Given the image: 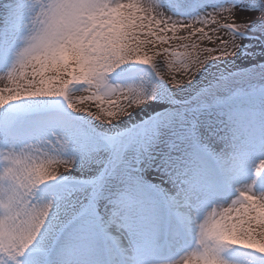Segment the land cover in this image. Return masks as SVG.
Segmentation results:
<instances>
[{
	"label": "rangeland",
	"instance_id": "1",
	"mask_svg": "<svg viewBox=\"0 0 264 264\" xmlns=\"http://www.w3.org/2000/svg\"><path fill=\"white\" fill-rule=\"evenodd\" d=\"M114 1L109 0V3L128 2ZM175 2H180L189 15L173 13ZM256 3L259 11L251 0H156L158 10L153 15L178 23L191 22L194 28L185 31L177 25L167 30L168 39L164 44L144 49L154 64L127 62L104 76L105 83L112 88L141 93L144 101L141 113L134 114L132 108L126 115L106 123L87 113L73 111L63 97H23L0 107V175L6 171L8 153L20 154L29 144L39 143L41 148H47L49 146L42 142L54 140L52 133L57 136L63 133L67 141L66 149L59 155L71 159L72 166L66 171L60 169L63 172L55 179L38 185L34 200L46 203L51 199L49 215L64 216L56 224L57 243L62 238L71 240L73 233H78L76 241L81 242L82 247L71 256L76 260L74 264L175 262L182 252L197 247L194 227L204 222V216L211 213L213 207H227L241 188L264 195V187H261L264 175L256 170V164L264 159V148L258 142L251 143L248 135L249 127L254 128L257 139L264 135V0H256ZM219 4L231 6L237 15L249 17L252 22L244 31L258 37L238 36L239 47L234 55L207 61L190 83L172 87L166 79L170 74L179 79L177 66L186 61L189 54L200 58L219 56L218 51H213L220 43L215 37L233 38L227 29L212 31L217 27L214 20L220 24L236 23L225 12L227 19L216 14L220 6H215ZM34 6L38 11V5L34 3ZM1 7L5 8L0 0V76H4L25 45L34 13L27 14L25 27L18 28L13 26L11 14H6ZM196 28L203 29V39L201 33L195 32ZM238 29L243 30V27L238 26ZM190 32L193 34L189 37ZM208 36L213 37L211 42ZM180 37L189 38L181 40ZM165 48L168 53L162 55ZM6 54L9 58L4 56ZM165 60L169 62L167 65ZM162 70L166 73L165 79L158 75ZM10 86H14L13 83ZM84 87L72 86L69 94L77 99L94 91H81ZM246 88L251 91H244ZM187 102L192 103L191 107L180 109ZM86 104L92 105L90 109L95 112V102L83 105L78 102L77 106ZM169 109L171 113L167 114L165 111ZM54 114L70 120L77 135L72 136L43 119ZM249 115L255 118L252 125L244 122ZM7 127L15 132L35 130L36 134L12 143L3 138L2 131ZM106 141L113 144V149L106 146ZM218 146L224 150L227 169L221 163V167L217 165ZM117 150L118 163L112 169ZM240 152L246 153L243 164L233 167V157ZM49 153L56 155L50 148ZM239 178L245 182L239 183ZM98 180L103 182L100 186L96 184ZM119 180H123L121 185ZM247 180L251 182L246 184ZM90 181L94 185L89 186ZM0 186H7V181H0ZM227 187L233 188L235 193L219 197V193L227 192ZM102 194L110 204L119 196L126 197L129 207L125 214L142 227L128 229L121 238L112 229L115 243L105 238L102 229L107 217L100 206ZM91 201L95 203L96 215L89 217L85 213ZM174 230L179 233L175 237ZM158 245L163 258L153 255ZM103 247L110 256L103 257ZM51 248L50 240L46 244L33 242L25 252L38 251L34 254L37 262H25L23 255L17 260L19 264H42L40 259L50 261L57 257V252L52 253L54 248ZM39 250H43L40 255ZM115 250L123 261L114 254ZM219 255L225 264H264V254L241 246H224Z\"/></svg>",
	"mask_w": 264,
	"mask_h": 264
},
{
	"label": "snow or ice",
	"instance_id": "2",
	"mask_svg": "<svg viewBox=\"0 0 264 264\" xmlns=\"http://www.w3.org/2000/svg\"><path fill=\"white\" fill-rule=\"evenodd\" d=\"M34 3L38 5V11ZM5 11L11 14L13 26L18 28L25 27L27 14H34L30 19L29 35L17 54L16 62L11 70L0 76V80L7 78L14 85L0 89V107L23 97H63L73 111L87 113L106 123L126 115L128 110L140 106L144 101L136 90H118L108 86L104 80L105 74L127 62L154 64L144 49L151 50L150 46L164 44L168 39L167 30L175 29L177 25L185 31L194 28L191 22L178 23L158 14L153 15L149 7L139 4V0L117 2L114 6L109 0H12L11 4L5 5ZM222 12H228L236 23L220 24L214 20L217 27L212 31L216 33L227 29L233 38L215 37L220 43L213 51H218L219 56L200 58L189 54L186 61L177 66L179 79L175 74H170L166 79L172 87L190 83L207 61L235 54L239 37L234 33H243L252 20L237 15L232 8L222 9L216 14ZM238 26H242L243 30L238 31ZM195 32L201 33V39L204 38L202 28H196ZM192 34L190 32L189 37ZM212 39V36H208L210 42ZM167 53L168 49L165 48L162 55ZM164 63L167 65L169 62L165 60ZM158 75L165 79L166 73L162 70ZM75 85L86 86L81 91H94L74 99L69 89ZM89 101L95 102V112L90 107L77 106L78 102L83 105ZM43 119L72 136L77 135L71 121L59 114ZM254 119L249 115L244 122L252 125ZM52 135L54 140L42 142L49 146L47 148H41L39 143L29 144L26 151L8 153L6 157L8 165L5 173L0 175V181H7V186H0V264H19L17 258L38 236L42 244L56 240L58 218L56 214L49 215L51 199L46 203L34 200L38 185L55 179L73 164L71 159L59 155L67 147L63 133ZM248 135L251 143L258 142L264 148V135L257 139L251 127ZM49 148L56 155H50ZM245 155L244 152L237 153L233 157V167L241 166ZM117 163L118 150L114 153L111 168L115 169ZM61 168L64 170L61 171ZM256 170L264 171V159L256 164ZM99 183L98 180L97 186ZM128 207L126 197H117L110 214L103 221L104 236L114 243L116 238L112 229L119 231L142 227L125 214ZM217 208L220 207H213L212 212L204 216V222L198 224L197 247L191 251L194 259L189 261L182 256L183 264H225L219 253L222 247L231 245L264 254V195L241 188L227 207L220 208V211ZM85 215H96L94 201L90 202ZM178 234V231H173L174 237ZM72 255L70 246H60L58 258L50 260L48 264H69ZM174 264H180V260Z\"/></svg>",
	"mask_w": 264,
	"mask_h": 264
},
{
	"label": "bare ground",
	"instance_id": "3",
	"mask_svg": "<svg viewBox=\"0 0 264 264\" xmlns=\"http://www.w3.org/2000/svg\"><path fill=\"white\" fill-rule=\"evenodd\" d=\"M116 1V0H115ZM114 1V2H115ZM1 2L2 3H12V0H1ZM139 4L140 5H145V6H147V7H149L152 11H153V13H156V11L158 10V7H157V4H156V0H139ZM115 5V3H113V6ZM220 6V7H219ZM215 7H219L218 9H220V10H222V9H225V8H232L233 9V7H231V6H228V5H221V4H219V5H217V6H215ZM1 9H4L5 10V8L4 7H1ZM234 11H235V9H233ZM225 13H227V14H229L228 12H225ZM220 14H222L221 16H225V14H223V12L222 13H220ZM225 17H227V16H225ZM28 17L26 16L25 17V19H24V24H26L27 22H28V19H27ZM27 21V22H26ZM194 24H195V22H194ZM197 24V23H196ZM6 28V27H5ZM179 29H182V28H179ZM0 38H1V35H0ZM5 47H7V46H5ZM5 57H7V58H9V55L8 54H6V55H4ZM6 85H8V86H10V85H12V82L11 81H9L7 78H5L4 80H0V89H2V88H5V86ZM150 105V107H153V105H151V104H149ZM90 107L91 109H93L92 108V105H88V104H86V106L85 107ZM148 106V105H147ZM146 106V107H147ZM145 107V108H146ZM149 107V106H148ZM134 109V111H132V112H134V114H136V113H141V111H143V109H144V107L142 106V105H140V106H138V107H134L133 108ZM139 110V111H138ZM96 111V110H95ZM129 111V110H128ZM6 140H8V141H10L9 139H6ZM219 145V144H218ZM222 146V145H221ZM218 147H220V146H218ZM222 152H224V150H223V148L222 147H220L219 148V151H218V157H219V160H217V165L219 166V167H221L222 165V167L223 168H225V169H227L228 168V162H225V153L224 154H222ZM222 165H221V164ZM230 167V166H229ZM62 169V168H61ZM62 171V170H61ZM260 174L261 175H264V171H261L260 172ZM122 181L123 180H119V184L121 185L122 184ZM239 183H243V182H245L244 181V179H241V178H239V181H238ZM251 181L250 180H247L246 181V184H248V183H250ZM105 200H107V197H104L103 198V194H102V197L100 198V206L102 205L103 207H102V210H103V213H104V215L106 216V217H108V215L110 214V212H111V210H112V208H113V204H110V203H108V202H106ZM114 201V200H113ZM113 201L111 202V203H113ZM61 217H64L63 215H61V216H57V222H58V220L60 221V220H62L61 219ZM67 220V217L63 220V221H61L60 222V224L61 223H63L64 221H66ZM183 220L184 221H187V218H183ZM73 230H75L74 228H73ZM42 231H43V229H42ZM92 231H94V230H92ZM194 231L195 232H198V225L196 226V227H194ZM117 232V235L121 238L123 235H125L126 233H128V229H120L119 231H116ZM77 236H78V233H73V236H72V239L71 240H69V239H66V238H62L61 240H60V242H58L57 244L53 241V240H50V247H52V248H54V250L52 251V253L54 252V253H56V252H58V248L60 247V246H63V245H67V246H70L71 248H72V250H73V254H76V251H79V249L78 248H81L82 246H80V244L79 243H81V242H77L76 241V239H77ZM92 238H93V236H91ZM148 238V237H147ZM34 243H39V244H41L42 242H41V238H40V236H38L37 238H36V240H34ZM78 243V244H77ZM56 244V245H55ZM55 245V246H54ZM80 246V247H79ZM52 248H51V250H52ZM135 252H136V250H134ZM187 252H182L181 253V255H180V258L179 259H176L175 261H178V260H180V264H183V260L181 259V257L183 256L184 257V259H188L189 261H191V260H193L194 259V257L191 255V251H189V254H186ZM56 258H58V257H56ZM56 258H54V259H56ZM36 260H38V259H36V258H33V259H27L26 261L27 262H34V261H36ZM44 262H46V261H44ZM48 262H49V260L46 262L47 264H48ZM76 262V260H74L72 257H70L69 258V264H74ZM155 264V263H154ZM168 264H174V262H172V263H168Z\"/></svg>",
	"mask_w": 264,
	"mask_h": 264
},
{
	"label": "trees",
	"instance_id": "4",
	"mask_svg": "<svg viewBox=\"0 0 264 264\" xmlns=\"http://www.w3.org/2000/svg\"><path fill=\"white\" fill-rule=\"evenodd\" d=\"M247 89V88H246Z\"/></svg>",
	"mask_w": 264,
	"mask_h": 264
}]
</instances>
